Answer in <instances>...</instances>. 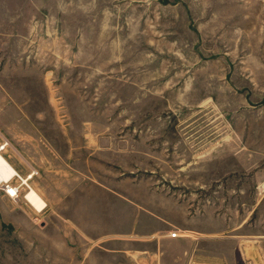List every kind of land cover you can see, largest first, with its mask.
<instances>
[{
	"label": "rangeland",
	"instance_id": "obj_1",
	"mask_svg": "<svg viewBox=\"0 0 264 264\" xmlns=\"http://www.w3.org/2000/svg\"><path fill=\"white\" fill-rule=\"evenodd\" d=\"M0 112L48 202L0 194V264H264V0H0ZM137 219L185 237L88 236Z\"/></svg>",
	"mask_w": 264,
	"mask_h": 264
},
{
	"label": "crops",
	"instance_id": "obj_2",
	"mask_svg": "<svg viewBox=\"0 0 264 264\" xmlns=\"http://www.w3.org/2000/svg\"><path fill=\"white\" fill-rule=\"evenodd\" d=\"M2 121H4V119L2 118V112H0V129L5 130L6 131V125L5 123H3ZM3 139V138H2ZM2 139L0 141H2ZM19 151V150H18ZM23 155V153H20ZM8 155V154H7ZM9 159H10V155H8ZM25 158V157H24ZM10 161L12 162V160L10 159ZM14 164V162H12ZM15 165V164H14ZM16 166V165H15ZM33 166L30 165L29 168ZM18 169H20L18 166H16ZM28 168V170H29ZM22 171V170H21ZM140 223L142 224V222L140 221V219H137L135 222V225L129 229V230H125L121 233L118 234H122V236H116V237H103L106 235V231L104 230V226H102L101 224H99L98 226H92V230L90 228V232L88 233V236L91 240H93L92 242H102L104 246L103 249L105 251H110V250H132L133 253L132 254H167V249L166 247L168 246H172V244H176L178 242H182L183 241V234L180 233V236L176 237H171L169 235V233L167 234H159L157 236H155V231L151 230L149 232H144L139 230L138 228L141 227ZM85 229V228H84ZM85 231V230H84ZM87 232V231H85ZM136 234L135 236H137L134 239L129 238V234ZM86 234V233H85ZM97 234V235H95ZM123 234H127L124 235ZM87 236V235H86ZM110 243V245H109ZM115 245H112V244ZM117 243H120V246H117ZM94 248V247H92ZM129 248V249H128ZM94 250V249H93ZM97 251V250H95ZM104 251V252H105ZM99 252H101L99 250ZM92 254H95V252H93Z\"/></svg>",
	"mask_w": 264,
	"mask_h": 264
},
{
	"label": "built area",
	"instance_id": "obj_3",
	"mask_svg": "<svg viewBox=\"0 0 264 264\" xmlns=\"http://www.w3.org/2000/svg\"><path fill=\"white\" fill-rule=\"evenodd\" d=\"M10 146L11 141L8 138H3L0 141V153L4 154L9 160V162H5L0 166V194L16 203L24 202L28 204L34 209L36 219H38L39 214L43 213L48 207L47 200L35 185L36 178L40 175V170L35 166H31L25 172L18 169L7 155ZM36 196L37 199L33 200ZM169 235L177 237L180 232L172 231Z\"/></svg>",
	"mask_w": 264,
	"mask_h": 264
},
{
	"label": "bare ground",
	"instance_id": "obj_4",
	"mask_svg": "<svg viewBox=\"0 0 264 264\" xmlns=\"http://www.w3.org/2000/svg\"><path fill=\"white\" fill-rule=\"evenodd\" d=\"M9 162V160L4 156V154L0 153V166L3 165V163ZM37 196L33 198V200H36ZM42 200V198H40Z\"/></svg>",
	"mask_w": 264,
	"mask_h": 264
}]
</instances>
